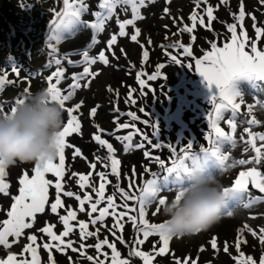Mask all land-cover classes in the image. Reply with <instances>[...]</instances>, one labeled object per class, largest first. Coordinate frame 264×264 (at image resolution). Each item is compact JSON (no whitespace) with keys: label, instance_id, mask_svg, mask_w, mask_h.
I'll list each match as a JSON object with an SVG mask.
<instances>
[{"label":"rangeland","instance_id":"obj_1","mask_svg":"<svg viewBox=\"0 0 264 264\" xmlns=\"http://www.w3.org/2000/svg\"><path fill=\"white\" fill-rule=\"evenodd\" d=\"M84 2L88 5L89 9H96L99 0H84ZM240 3L241 0H227V3L224 4H222L220 0H208L207 4L201 3V6L197 8L196 0H154V2L148 6L150 7L149 15L151 16L137 20L135 22V27L132 25L126 26L127 28L133 27L134 33L135 28L140 29V26L144 25H146V28L149 27V36H151H147L151 40V45L146 49L147 47L143 45L144 40H141L142 34L137 37V41H132L131 35L134 33L129 34L127 31L128 34L123 36L124 40L119 43V46L118 44L113 45V48L116 47L115 50L118 53H122L121 57L114 60L110 58L108 66L100 62L92 65L91 70H99L100 75L93 79L87 88L82 87L77 90L73 101L66 102L67 104H71L79 102L80 100L84 101L79 112L81 132L80 134L74 133L66 138V142L78 147L82 155L74 158V148L66 147L65 149V176L63 181L65 191H73L79 194L81 198L87 193L92 196L94 202L98 199V196L92 191L91 187L80 188L77 183L79 175H88L91 173L89 183L98 189L101 180L97 172H105L107 176L105 182V201H102L98 205L99 209L107 206L106 198L108 195L115 194L114 198L117 205H123V203H125L118 191L117 185L119 188H123L125 191L132 194V189L129 188V184H132L136 188L135 194L139 197L146 181L152 178L150 173L145 172L146 168H150L151 172L160 173L161 176L163 175L162 170L159 165L155 163L154 158L159 156L170 166L172 159L170 156V149L167 146H162L160 148L153 147L158 141L153 136V129L142 122L147 119V117L139 111V108H145L149 113L150 119L158 123L160 130L159 142L162 145L171 143L173 146H176L175 143H181L186 147L187 142L191 140L194 142L193 152H199L200 145L209 147L208 142L204 139V132L208 129L206 113L207 111H212V106L209 105L210 90L207 86V82L194 70L195 59H202L207 52H210L212 42H215L217 47H223L225 43L230 41L231 35L222 37V35H220L222 30L211 34L213 38L208 34L207 30H213V28H207V7H217L220 12H224L223 14L225 17L226 12L227 15L230 14L228 10L232 11L233 16H230L228 19L224 18L225 20L221 19V21L224 20L226 23L228 22V25H237L236 34L239 41H244L242 32L247 33L248 40L245 42V51L252 54L250 51V44L252 42H255L257 50H264V35L261 36L262 38L257 39L253 27L254 23L259 27L260 20L257 21V19L259 18L258 15L260 10V12L264 13V3H261V0H243L245 17L242 22V27L241 21L239 20ZM159 5L161 6L159 7ZM221 6H223V8ZM166 7L169 9L167 13L164 11L161 13L157 12L161 15L158 21L160 25L162 24V29H170L169 31L171 33L176 32L174 26L181 27L184 23L187 27H192L193 21L190 17L194 12L198 15L203 14L204 25L199 23L200 18H196L195 27L192 32H188L189 34L185 35L184 38L180 40L184 47H191L193 53L192 57H188L183 50L174 52L172 47H170L167 48V52H165V48H159L161 47L159 44L164 45L165 43H160L158 38L156 26L159 24H156L158 23L154 17L156 13L153 11L156 12L159 8L164 10ZM128 8L131 9V7ZM146 8H141V10ZM63 10V0H0V61H5L6 63L10 60H14L19 69V77L11 71V66L8 65V67L0 72V75L7 72V80L3 85H0V89L3 90L4 88V91L0 93V102L10 101L5 109L6 111L10 110L12 103L17 97L24 96L25 88L29 89L27 96L39 89H47V77L56 71L58 67L54 63V60L56 58H61V51L64 50L63 48L69 43V40H63V43L59 44V46L54 44L55 47L57 46L59 48V53L52 52L48 46L49 43H52V41L48 39L50 35L49 24L55 17V14ZM116 16L117 14L111 18L109 24H117ZM253 16L256 18L255 21L252 19ZM180 17L182 21H178ZM121 18L122 17H120V19ZM125 19L131 18L124 17V20ZM165 26L167 27L165 28ZM227 26L222 25L225 32L230 33L227 30ZM173 36L174 34L170 36V41L172 42H174L176 38H180L179 35H176L175 39ZM193 37H195V40L192 39ZM149 39H147V42ZM169 44H171V42L165 44L164 47H168L166 45ZM80 45L81 43H76L73 45V48ZM15 47H17V52L19 53L20 51L22 57L24 56L22 61H19V64L16 62L19 57L14 51ZM113 48L112 51H114ZM121 49H123V51H121ZM144 51L150 53L147 59L144 58ZM178 52L185 58L181 59L185 64H193V70H190L186 66H179L171 62L170 56ZM89 55L97 56L98 54L96 55L94 52L93 54L89 53ZM29 56L30 59L28 58ZM73 56H75L73 60H79L81 58V55ZM177 57L179 58L178 55ZM70 58H72V56ZM61 60V66L64 67L65 62L63 59ZM51 61L53 63L50 66L51 68H49L48 66ZM33 63L36 64V70L32 67L34 66ZM159 64L166 65V67L159 70L162 73L161 77H158L154 81H149L147 76L156 73L158 71L157 65ZM81 69L83 70V67ZM81 69L77 71L76 67V73L78 74ZM73 71L74 69L71 68V72L65 73V77L62 78L61 84L58 85L62 90V94H66L64 90L73 83ZM80 73H82V71ZM163 77H166V79ZM242 78L243 79L239 78L234 81V86L245 93V103L241 106V117L237 119V128L235 133H233L236 145L235 147L226 145L223 149L224 153L228 156L227 163L229 165L234 164L235 161L239 159L255 155L254 151L250 149V145L244 142L249 139L248 133L244 132L245 128H249L252 133L264 134V106H261V104L264 103V92L255 91L252 89L253 85L251 82L247 78ZM141 80L144 81L143 84L140 83ZM7 81H15V83L8 84ZM54 82L55 78H53V83ZM84 82L85 81H80L82 85ZM109 88H111L112 91H109ZM151 89H156V96L151 94ZM215 91V86H213L211 92ZM117 93L119 94L118 96ZM145 93H147V95H145ZM133 100H135L136 103H132ZM257 100L261 103H257ZM248 104H255L256 106L253 108L250 115H245L247 113ZM96 106L99 107L93 117L90 115V110ZM115 109H118V111ZM62 111L64 126L68 117L63 109ZM129 113H134L139 119L133 120ZM253 117L259 121L258 124L249 126L246 123H241V119L246 120ZM121 124H127L128 127L119 128L118 126ZM221 127H223L226 132H231V129L223 122L221 123ZM98 128L104 131H98ZM94 134L101 135V139L112 144L114 152L109 154L106 145H100L93 139ZM241 135H243V140L240 139ZM117 136L121 139L117 140ZM124 136H130L131 140H123ZM145 137H147V139H145ZM149 140L152 141L151 144H149ZM261 143L264 142L257 139V146H260ZM141 144L143 147H139ZM245 147L250 149L248 153L244 152ZM125 148L127 150H125ZM146 152L149 153L148 156L145 155ZM109 155H112L115 159L120 161L118 165L119 177L111 174V161L108 159ZM53 162L58 164V156ZM35 163V161L27 163L17 161L14 165L6 166L7 175L4 179L10 187L8 195L0 193V221L8 218L6 213L11 209V204L14 203L12 197L19 195V188L22 187L19 184V180L22 178L23 172L27 170L29 178L35 174L33 171ZM91 163L97 164L95 170L90 167ZM262 165L264 166V162H262ZM253 166L256 165L237 164L235 167H228L225 171L214 170L213 174L222 186L224 179L231 183L233 179L239 175L240 171H246ZM72 173H76L77 175L72 176ZM45 179L53 182L49 186V204L45 206V212L37 214V220L33 228L26 229L24 235L19 238V242L13 243L11 249L0 246V258L6 259V254L11 252L16 254L18 259H27L31 261L30 253H24L23 256L20 254L22 253L24 245L28 243L27 236L35 234L37 236V245H40L37 249L40 264H49L48 252L42 247L43 243L49 242V238L43 233H40L38 229L45 226L47 222L56 225L54 231L59 234L63 231V225L59 221L58 215L51 213L50 210V203L55 200L56 189L54 184L58 178L52 173H45ZM160 182L164 187L175 189L183 183V177H176L173 175L167 178H161ZM249 190L253 196L264 198V193H260L257 189L251 190L249 188ZM161 195L167 196L168 201L171 202L175 198L176 191L165 190ZM61 199L65 207L58 209L59 215H66L69 208L77 212V220L71 221L74 226V232L70 234L69 237H66L65 240L74 239L80 242L78 221L83 220L89 223V231H95L96 228L101 229L98 237L99 240H103L107 237L110 243L114 242L116 244L117 250L121 253L120 259H130V264H143L141 258L129 257L128 253L131 250V244L127 246L121 244L116 237L112 236L106 228L101 226L99 221L97 225H91L90 218L87 215V211L90 210L89 204L85 205L86 211L81 213L79 211V201H77L75 197H67L61 193ZM127 203L130 207L138 208V202L129 200ZM124 210L125 209L122 207L117 208V211ZM109 211L111 212L112 210L110 209ZM150 211L151 208L149 209V212ZM98 214V211L97 213H93V217L98 216ZM260 217L264 218V199L255 202L250 208L242 206L235 208L232 216L224 215L218 224L207 231H202L192 236L173 237L170 240L169 248L170 252L174 253V255H165L163 257L156 256L152 264H175L176 257L186 256L195 260V264H209V262H211V264H239L240 260L246 259L249 255L259 264L261 256H264V244H261L258 239V236L261 234L258 232L260 228H256L258 227V220ZM146 218L149 219L150 223L164 222L166 219L163 211L155 217L149 215L146 216ZM104 223L110 228L113 224V218L111 216L106 217ZM245 224L251 227L253 231L257 232V237H254L251 232L244 229L243 239L246 243L240 245V252L244 253V256L240 257L239 252L236 250L235 243L237 236L240 235V230ZM255 228L258 230H255ZM119 235L120 233L117 232V236ZM136 236L137 233L132 228L131 224H126L123 232L125 241L130 242L136 238ZM139 236L142 238V233H140ZM212 236L217 237L219 248V251L215 253L211 249L209 243ZM15 239L14 237H9L10 242ZM157 239L158 236L154 235L145 241L143 245H137V247L139 250L155 255L153 252V241ZM225 241L230 245L228 253L223 251ZM96 242L97 237H89L87 240L83 241L86 248V255L97 256L96 249L94 247H88V245H95ZM201 245L205 246L203 252L199 251ZM74 246L79 247V243ZM101 251L108 253L109 259L105 260V264H111V249L105 245L102 247ZM52 255L57 261V264H69L68 256L73 258L75 264H92L85 256H81L79 252L74 253L70 249L67 250V255L52 249ZM233 257H236V259ZM100 259H104V257L100 256Z\"/></svg>","mask_w":264,"mask_h":264},{"label":"snow or ice","instance_id":"obj_2","mask_svg":"<svg viewBox=\"0 0 264 264\" xmlns=\"http://www.w3.org/2000/svg\"><path fill=\"white\" fill-rule=\"evenodd\" d=\"M154 0H99L98 8L100 11H94L91 13L95 19L93 21L83 20L81 17L84 13L89 11L88 5L84 0H63L64 10L62 12H57L55 17L49 24L50 35L48 37L49 41H55L57 44L69 38H72L77 35V33L90 29L92 31V40L91 43L82 51L68 53L63 55V59L67 60L69 65L79 66V63L73 61L70 57L73 55H82L83 61L87 66L83 67L82 73H73L72 81L73 83L64 90L66 94H62V90L58 87L61 84V79L65 77V68L61 66V58H56L54 63L58 66L56 71H54L50 76L47 77L48 87L47 90L50 94L51 100L58 103V105L67 113V122L63 126L62 130L59 132L58 139V164L54 163L52 160H36L35 167L33 169L34 175L29 178V173L27 170L23 172L22 178L19 180V184L22 186L19 188V195L13 196L12 199L14 203L11 204V209L7 211V219L0 221V246L3 248L11 249L13 243H18L19 238L24 235L26 229L33 228L38 213L45 212V206L49 204V186L53 183L52 181L45 179V173H52L58 179L56 180L54 187L56 189V196L54 202L50 203L51 213L57 214L59 221L63 225V231L57 234L54 229L56 225L45 223V226L38 229L40 233H43L49 238V242L43 243L42 247L48 252V262L49 264H57V261L52 255V249H55L57 252L67 255V250L70 249L72 252H79L81 256H85L88 261H91L92 264H105V260H108V253L102 252L101 249L103 246H107L111 249V264H130V259H120L121 253L117 250L116 244L114 242L110 243L107 237L103 240H99L100 228H96L95 231H89V223L83 220L78 221L79 226V237L80 242L74 239L65 240L66 237H69L70 234L74 232V226L71 221L77 220V212L69 208L66 215H59L58 209L64 208V202L61 199V193L67 197H75L79 201V211L84 213L86 211L85 205H90V210L87 211V215L90 218L91 225H97L98 221L101 223L103 228H106L112 236L116 237L121 244L126 246L131 244V250L129 251V257H138L143 260V264H152V261L156 256H165V255H174L170 252L169 244L170 240L173 238L169 234L166 228V222H153L150 223L149 219L146 216L155 217L157 214L162 213L163 208L169 203L168 197L161 195L165 190L167 191H176L175 199L179 200V194L177 188L164 187L162 185L161 178H167L169 176L175 175L176 177H181L184 173L188 171V164L196 165L197 167H205L213 173L214 170L225 171L228 167H235L238 165H256L248 168L246 171H240L238 177L234 180L231 186L223 187L226 194H231L230 198L226 201L224 215L232 216L233 210L237 207L250 208L255 202L261 201L264 198L260 196H253L249 190V185L253 189H257L260 193H264V171H261L260 166L264 162V143H261L260 146H257V139L261 142H264V134L252 133L249 128H245L244 132L248 133L249 139L244 141L246 144L250 145V149L254 151L255 155L249 156L247 158H242L235 161L234 164L229 165L227 163L228 156L224 153L223 149L226 145L235 147L236 140L233 136L237 128V119L241 117V106L245 103L244 95L245 93L241 90H238L234 86V81L239 78H247L253 85L252 89L257 92H264V50H257L255 42L250 44V51L252 54H249L248 51H245V42H247L248 37L246 32H242L244 36V41H239L236 34V24H229L227 30L231 33V42L225 43L223 47H217L215 42L211 43V51L207 52L202 59H195V72L198 73L204 81L207 82V86L210 90L209 96V105L212 106V111H207L206 120L208 123V129L204 132V139L208 142L209 147H204L200 145L199 152H193L194 142L189 140L186 147L181 143L173 144L168 143L162 145L159 141V125L156 121L150 119L149 113L145 108H139V111L144 114L147 119L142 122L148 127L153 129V136L157 139V143L153 147L160 148L162 146H167L170 149L171 164L170 166L161 159L159 156L155 157V163H157L162 170L163 175L160 173L151 172L150 168H146L145 172L150 173L152 178L146 181L145 186L143 187L141 194L137 197L136 188L129 184V188L132 189V194L128 191H125L123 188H118L119 193L121 194L122 199L125 201L123 205H117L114 195H108L106 198V207H101L98 209V205L105 201V187L107 176L103 171L97 172V175L100 177L101 183L97 189L94 185L89 183L88 175H79L77 183L80 188L91 187L92 191L96 193L98 199L93 202L92 196L85 193L83 198L73 191L64 190V176H65V149L66 147L74 148L73 156H81V150L74 145H71L66 142V138L70 137L72 134H80L81 132V121L79 117L80 109L82 108L84 101L80 100L79 102L67 104L66 102L73 101V98L76 96L77 90L87 88L93 79L100 75V71H92V65H95L97 62L102 63L105 66L109 65V58L105 55V51L101 50L97 56H90L89 49H91L95 44H98L100 41L98 39V34L105 31V23L113 17V14L116 12L118 6L121 7L122 11H127L126 6L131 5L133 17L131 19H125L121 21L119 17L116 18V23L119 26L118 35L123 37L128 33L125 31L126 26L132 25L135 27V22L137 20L143 19L144 17L140 14L141 8H146L149 4L153 3ZM222 4L227 3V0H220ZM201 3L207 4L208 0H196V7L199 8ZM261 3H264V0H261ZM169 9L164 8V12L167 13ZM206 15L208 18V27L211 28V22L216 19L213 15V8L211 6L207 7ZM245 17V10L243 5V0L240 3L239 11V20L242 22ZM195 12L190 17L193 21L192 27H185L181 31L192 32L195 27L196 21ZM255 21V16L252 17ZM199 23L204 25L203 17L200 18ZM167 27V26H165ZM255 29V34L257 39L264 35V28L257 27L255 23L253 24ZM141 34L139 28H135V33L131 35L132 41H137V37ZM175 35V34H174ZM167 39V36H166ZM195 40V37L192 38ZM117 43V34H112L110 39L107 40V49L111 52L114 59H119L115 55V52L112 51L113 45ZM151 44V40L148 41ZM53 49L55 53L57 48L54 44L49 43L48 45ZM164 48L163 45H161ZM169 47L175 48V42ZM183 49L184 53L188 57H192L193 53L191 47H184L183 44L179 45ZM123 51V49H121ZM167 52V48H165ZM144 58H148V51H144ZM171 62L179 66H186L190 70H193V64H185L177 55L170 56ZM51 66V62L49 67ZM166 67L165 64L157 65L158 71L152 75H148L147 79L149 81H154L158 77H161L162 73L159 71ZM11 71L19 77V69L13 63L11 66ZM53 78L55 82L53 83ZM90 78V79H89ZM166 79V77H163ZM7 80V72H4L3 75H0V85H3ZM80 81H85L83 85ZM8 84H13L15 81H7ZM141 84L144 81H140ZM213 86H215L216 91L211 92ZM109 91H112L109 88ZM29 92L28 88L24 89V96L17 97L12 103L10 110L6 111V103H0V115H8L16 109V105L23 102L24 98ZM151 94L156 96V89H151ZM119 94L117 93V96ZM147 95V93H145ZM257 103H261L259 100ZM132 103H136L135 100ZM255 104L247 105V113L245 115H250L255 107ZM264 106V103L261 104ZM99 106L93 107L90 110V115L95 116L97 108ZM118 111V109H115ZM132 116L133 120L139 119L134 113H129ZM226 124L231 132H226L221 123ZM241 123H246L247 125H256L259 123L254 117L251 119H241ZM119 128H127V124H121ZM118 130V129H117ZM98 131H104L98 128ZM93 139L98 142L100 145H106L109 154L114 152L113 145L108 143V141L101 139V135L94 134ZM117 140L121 139L119 136L116 137ZM147 139V137H145ZM240 139H244L241 135ZM123 140H131L130 136H124ZM149 144L152 143L151 140L148 141ZM143 147V145H139ZM248 147L244 148V152L248 153L250 151ZM125 150H127L125 148ZM146 156L149 153H145ZM108 159L111 161V174L119 177L120 173L118 171V165L120 161L115 159L112 155H109ZM6 164L3 161H0V193L8 195L10 185L5 182L6 173ZM90 167L95 170L97 168L96 163H91ZM134 171V170H133ZM135 174V173H134ZM76 173H72V176H76ZM138 202L137 207H130L127 201ZM118 207L125 209L124 211H117ZM151 211L149 212V209ZM112 210L111 212L109 210ZM98 216L93 217V213H97ZM136 213V214H131ZM111 216L113 218V224L109 228L107 224L104 223L105 218ZM255 218V217H253ZM126 224H131L132 228L137 233L136 238L132 241H125L123 237V232ZM244 229H247L248 232H251L254 237H257V232L253 231L251 227L247 224L243 226L240 230V235L237 236L235 247L239 252L240 257L244 256L243 252H240V245L246 243L243 239ZM117 232L120 233L117 236ZM261 233L258 236L261 244H264V227L259 229ZM142 233V238L139 234ZM158 236V239L153 241V252L155 255L146 253L142 250H139L137 245H143L152 236ZM9 237L16 238L12 242L9 241ZM89 237H97V242L95 245H88V247H94L97 252V256L86 255V248L83 241L87 240ZM28 243L24 245L22 249L23 256L24 253L31 254V261L27 259H18L16 254L11 252L6 254L5 258H0V264H40L38 259V247L37 245V236L35 234L27 236ZM79 243V247L74 245ZM211 249L213 252L219 251L217 244V237L212 236L209 240ZM229 243L224 242L223 251L225 253L229 252ZM205 246L201 245L199 251L203 252ZM100 256H103L104 259H100ZM236 259V257H233ZM69 264H75L73 258L68 256ZM175 264H195V260H192L190 257H176ZM211 264V262H209ZM239 264H257V261L251 256H247L246 259L240 260ZM259 264H264V256H261Z\"/></svg>","mask_w":264,"mask_h":264},{"label":"clouds","instance_id":"obj_3","mask_svg":"<svg viewBox=\"0 0 264 264\" xmlns=\"http://www.w3.org/2000/svg\"><path fill=\"white\" fill-rule=\"evenodd\" d=\"M62 108L51 100L47 89H39L16 105L14 112L0 115V161L14 165L58 156ZM175 198L163 208L166 228L173 237L192 236L214 227L224 216L226 194L207 168L188 164Z\"/></svg>","mask_w":264,"mask_h":264},{"label":"flooded vegetation","instance_id":"obj_4","mask_svg":"<svg viewBox=\"0 0 264 264\" xmlns=\"http://www.w3.org/2000/svg\"><path fill=\"white\" fill-rule=\"evenodd\" d=\"M161 5H159V7H160ZM129 7V5L128 6H126V8H127V11H122V10H119V9H121V7L120 6H118L117 7V9H116V12L113 14V16L114 15H116L117 14V16L116 17H119V19H120V17H122L120 20L121 21H123L124 20V17L125 18H132L133 17V13L131 12V10L132 9H130V8H128ZM212 7V6H211ZM222 8H223V6H221ZM213 8V15L216 17V19H214L212 22H211V28H213V30H211V29H208L207 31H208V34L213 38V36L211 35V34H214L215 32H219V31H221L222 30V32H221V34L220 35H222V37H227V36H229V35H231V33H226L225 32V30H224V28L222 27V25H225V26H227L228 25V22L226 23L224 20V18H226V19H228L230 16H233V13H232V11H230V10H228L229 12H230V14L229 15H227V12H226V17H225V15L223 14L224 12H220L218 9H217V7H212ZM216 8V9H215ZM156 10V9H155ZM94 11H100V9L98 8V7H96V9H89V11L87 12V13H84L83 15H82V19L83 20H88V21H93L94 19H95V17H93L92 15H91V13L92 12H94ZM140 11H141V15L144 17V18H146V17H148V16H151V15H149L150 14V7H147L146 9H144V10H141L140 9ZM153 11V10H152ZM164 10H161L160 8L159 9H157L156 10V12L155 11H153L154 13H156V16H154L155 18H156V21L158 22V23H156V24H159V21H158V19L161 17V15H159L158 13H161V12H163ZM175 11V10H174ZM261 11V10H260ZM259 11V15H258V19H257V21L258 20H260V23H259V27H261L262 26V23L264 22V13L263 12H260ZM158 12V13H157ZM263 13V14H262ZM132 16H131V15ZM146 15H148V16H146ZM203 16V14H201V15H198V14H196V17L197 18H201ZM207 16V15H206ZM143 18V19H144ZM221 19H224V20H222L221 21ZM178 21H182V18L180 17L179 18V20ZM111 22V19L110 20H108V21H106V23H105V31L103 32V33H99L98 34V39H99V43L98 44H95L91 49H89V53L90 54H93L94 52H95V54L97 55V54H99V52L101 51V50H104L105 51V55L106 56H108V58L110 59H112L113 57H112V54H111V52L110 51H108V49H107V44H106V42H107V40L108 39H110V37H111V35L112 34H117V43H116V45L118 44V46H119V43L120 42H122V40H124V37H121V36H119L118 35V32H119V26H118V24H115V25H111V24H109ZM209 23V22H208ZM208 23H207V28H209L208 27ZM145 26V27H144ZM144 26H140V32H141V34L143 35L142 36V38H141V40L143 41V45H145L147 48L146 49H148L149 47V45H151V44H149L148 42H147V39H149V37L151 36H149V27L148 28H146V25H144ZM157 28H156V30L158 31V38H159V40H160V43H165V44H167V43H169V42H171V44H173L174 42H175V44H176V47L175 48H172L173 50H174V52H177V51H182L183 49L182 48H180L179 47V45L182 43V41H180L181 39H183L184 38V36L185 35H188L189 33L187 32V31H181L182 29H184L185 27H187L186 26V24L184 23V25L183 26H181V27H179V26H174L175 27V29H176V32H174V33H171L169 30H167V29H162V24L160 25H157L156 26ZM142 28V29H141ZM166 28V27H165ZM262 28H264V23H263V26H262ZM125 31L127 32L128 31V33L129 34H132V33H134V30H133V27L132 28H127L126 27V29H125ZM92 31L90 30V29H86V30H83V31H81V32H79V33H77V35L76 36H74V37H72V38H69V39H66V40H69V43L63 48L64 50H62L61 51V53H60V57H61V59H63V55H65V54H68V53H74V52H80V53H82V51L91 43V40H92ZM173 34H175L174 36H173V38L175 39V37H176V35H179L180 36V38H176V40L174 41V42H172V41H170L171 40V38H170V36H172ZM149 37H148V36ZM147 36V37H146ZM166 36H167V39H166ZM262 36V35H261ZM259 37V38H262V37ZM156 38V37H155ZM63 41V40H62ZM62 41H60L58 44L55 42V41H52V43L53 44H55V45H57V46H59V44H61V43H63ZM149 41V40H148ZM162 41V42H161ZM231 42V37H230V41L228 42V43H230ZM76 43H78V44H80L81 43V45L80 46H78V47H74L73 48V45L74 44H76ZM164 44V45H165ZM171 44H169V45H166V46H168V47H164V48H170L169 46L171 45ZM162 44H159V46H161ZM163 45V46H164ZM56 46V48H57V51H56V53H59V48ZM96 46L98 47V48H96ZM117 46V47H118ZM50 48V47H49ZM145 48V47H144ZM160 49H163L162 47H159ZM114 49V52H115V55L117 56V57H121V54L122 53H118L115 49H116V47L115 48H113ZM50 50H52V52H53V49L52 48H50ZM14 51L18 54V57L20 58H17V60H16V62H17V64H19V61L21 60L22 61V59L24 58V56L22 57V53L20 54V51H19V49H18V51H19V53L17 52V47H15V49H14ZM36 51V50H35ZM110 54H111V56H110ZM150 54V53H149ZM173 55H178L179 56V59H182V58H184L183 57V55L180 53L179 54V52L176 54V53H174ZM80 56V55H79ZM75 56H72V60H73V58H74ZM186 57V56H185ZM29 59H30V56L28 57ZM185 59V58H184ZM64 60V62H65V66H64V68H65V73H69V72H71V68H73L74 69V71H73V73H76V67H77V71L79 70V69H81L82 67H84V66H86V64L84 63V61H83V57H82V55H81V58L79 59V60H73V61H76V62H78L79 63V66H74V65H69L68 63H67V60L66 59H63ZM113 60H114V58H113ZM32 61V60H31ZM15 64L16 65V63H15V61L13 60V61H8V62H6L5 63V61H0V72H2V70L4 69V68H6V67H8V66H12V64ZM53 62L51 61V64H52ZM34 64V63H33ZM8 65V66H7ZM29 66V65H28ZM35 66V67H34ZM34 66H32L33 67V69H37V67H36V64H34ZM49 67V66H48ZM30 68V67H29ZM49 68H51V67H49ZM79 73V72H78ZM240 79H243V78H240ZM61 81H62V79H61ZM239 83H241V82H239ZM237 85H240V84H237ZM2 91H4V88H3V90L2 89H0V93L2 92ZM10 100H13V99H10ZM0 103H6V105L8 106L9 105V103H10V101H2V102H0Z\"/></svg>","mask_w":264,"mask_h":264},{"label":"bare ground","instance_id":"obj_5","mask_svg":"<svg viewBox=\"0 0 264 264\" xmlns=\"http://www.w3.org/2000/svg\"><path fill=\"white\" fill-rule=\"evenodd\" d=\"M129 7H131V5H129ZM146 16H148V15H146ZM145 24V23H144ZM145 27V26H144ZM97 48V47H96ZM81 71H83L82 69H81ZM81 71H79V73L81 72ZM258 168H260V170L261 171H264V166L261 164ZM238 177V175L233 179V181L230 183V182H227V180H225L224 179V181H223V183H222V187H227V186H231L232 185V183L234 182V180L236 179ZM249 188L251 189V190H256V189H253L252 187H251V185H249ZM253 215V214H252ZM259 216H260V214H259ZM264 226V218L263 217H260L259 218V220H258V227H256V228H262ZM253 227V226H252ZM255 228V230H258V229H256ZM259 232V231H258Z\"/></svg>","mask_w":264,"mask_h":264}]
</instances>
